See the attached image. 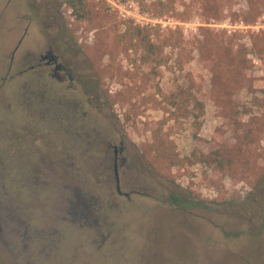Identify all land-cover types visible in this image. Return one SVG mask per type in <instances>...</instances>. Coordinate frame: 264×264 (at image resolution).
<instances>
[{
    "label": "rangeland",
    "instance_id": "obj_1",
    "mask_svg": "<svg viewBox=\"0 0 264 264\" xmlns=\"http://www.w3.org/2000/svg\"><path fill=\"white\" fill-rule=\"evenodd\" d=\"M0 264H264V0H0Z\"/></svg>",
    "mask_w": 264,
    "mask_h": 264
},
{
    "label": "trees",
    "instance_id": "obj_2",
    "mask_svg": "<svg viewBox=\"0 0 264 264\" xmlns=\"http://www.w3.org/2000/svg\"><path fill=\"white\" fill-rule=\"evenodd\" d=\"M75 6V5H73ZM92 145V149H89L88 151H81L82 152V158L79 159L78 161V168H84V166L82 164L85 165V167L87 166H95L97 163H98V158H96L97 156H99L101 154L100 150L99 149H94V148H98L99 146V143L98 142H91L90 143ZM82 163V164H81ZM93 173V172H92ZM82 178H84V176H81ZM86 177H88V179H94L95 180V174L94 175H91V177L89 175H87ZM73 194V193H71ZM89 193H84L81 189H77L75 190L73 196H75V199L76 201L74 202V204H72V206L70 208H67L69 211L72 210V207L75 208L77 206V210H78V214H79V207L81 206V202L83 201V199L86 198V196L88 195ZM172 198L174 199L175 202H181V199L176 197V196H172ZM81 199V201H80ZM85 211H86V208H83V214H85Z\"/></svg>",
    "mask_w": 264,
    "mask_h": 264
},
{
    "label": "water",
    "instance_id": "obj_3",
    "mask_svg": "<svg viewBox=\"0 0 264 264\" xmlns=\"http://www.w3.org/2000/svg\"><path fill=\"white\" fill-rule=\"evenodd\" d=\"M114 150H115L114 173H115V180H116V190L119 195L128 196V194L123 193L121 189L120 176L118 172V155L122 151V149H118V147H115Z\"/></svg>",
    "mask_w": 264,
    "mask_h": 264
},
{
    "label": "flooded vegetation",
    "instance_id": "obj_4",
    "mask_svg": "<svg viewBox=\"0 0 264 264\" xmlns=\"http://www.w3.org/2000/svg\"><path fill=\"white\" fill-rule=\"evenodd\" d=\"M44 59H49V63H51V64L56 63V58L53 57L51 54L46 55Z\"/></svg>",
    "mask_w": 264,
    "mask_h": 264
}]
</instances>
